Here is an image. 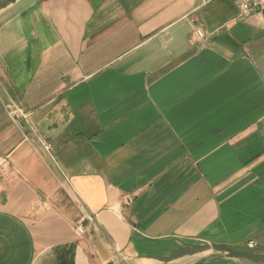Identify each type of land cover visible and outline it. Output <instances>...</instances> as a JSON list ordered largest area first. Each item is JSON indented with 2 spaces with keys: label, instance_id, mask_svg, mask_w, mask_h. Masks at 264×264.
Masks as SVG:
<instances>
[{
  "label": "crops",
  "instance_id": "1",
  "mask_svg": "<svg viewBox=\"0 0 264 264\" xmlns=\"http://www.w3.org/2000/svg\"><path fill=\"white\" fill-rule=\"evenodd\" d=\"M241 1L0 0V264H264Z\"/></svg>",
  "mask_w": 264,
  "mask_h": 264
},
{
  "label": "built area",
  "instance_id": "2",
  "mask_svg": "<svg viewBox=\"0 0 264 264\" xmlns=\"http://www.w3.org/2000/svg\"><path fill=\"white\" fill-rule=\"evenodd\" d=\"M240 10L244 16H254L255 19L264 23V0H242L240 3ZM193 34L195 35V39H202L205 37L204 31L200 28H194ZM9 115L12 116L14 120L26 121L29 123V114L22 108L17 106L14 102L7 105ZM46 149H50L49 144H45ZM9 170V164L7 160H3L0 165V178L4 179ZM85 228L82 224L77 226V232L83 234ZM253 245V243L251 244Z\"/></svg>",
  "mask_w": 264,
  "mask_h": 264
}]
</instances>
